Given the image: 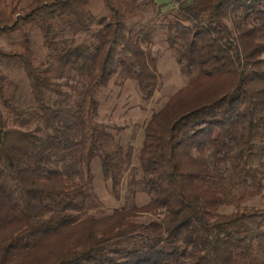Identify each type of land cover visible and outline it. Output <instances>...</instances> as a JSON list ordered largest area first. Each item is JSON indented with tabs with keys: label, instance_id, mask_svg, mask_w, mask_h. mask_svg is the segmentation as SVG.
Returning <instances> with one entry per match:
<instances>
[{
	"label": "trees",
	"instance_id": "16d2710c",
	"mask_svg": "<svg viewBox=\"0 0 264 264\" xmlns=\"http://www.w3.org/2000/svg\"><path fill=\"white\" fill-rule=\"evenodd\" d=\"M100 1L0 0V63L26 82L0 68V264H264V0ZM156 36L188 80L133 154L95 92L117 75L150 99ZM94 158L123 198L99 217Z\"/></svg>",
	"mask_w": 264,
	"mask_h": 264
},
{
	"label": "rangeland",
	"instance_id": "374dc122",
	"mask_svg": "<svg viewBox=\"0 0 264 264\" xmlns=\"http://www.w3.org/2000/svg\"><path fill=\"white\" fill-rule=\"evenodd\" d=\"M25 1L22 0V3ZM156 2L159 5L158 11L160 14H166L176 4L175 0H156ZM86 8L93 18L105 13L100 0H88ZM32 37L37 52L43 53L39 37L36 34ZM0 46L9 48L3 38H0ZM151 53L156 58L155 68L158 84L150 99L139 96L133 80H120L117 75L113 76L106 86L98 87L95 92V99L98 102L95 122L108 127L106 129L112 133L114 139L124 148L130 146L133 154L140 146L142 127L150 113L160 108L168 96L182 87L188 80L186 75L180 73L179 66L175 62L171 51L160 40V37H155ZM262 56H264V53ZM0 68L22 87L21 92L24 93L26 82L20 70L4 63H0ZM130 164H135L134 157L131 158ZM90 173L92 174L93 189L103 204V211L101 213L93 211L88 213L99 217L118 207L123 203V198L116 200L110 193L107 182L102 178L100 163L97 158L91 161ZM147 201L148 198L143 194L135 198L136 205L145 204ZM249 204L256 209L264 208V186L262 191L251 199ZM229 209L225 208V211ZM139 217L146 220L154 218L149 213H142Z\"/></svg>",
	"mask_w": 264,
	"mask_h": 264
}]
</instances>
